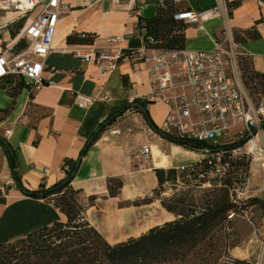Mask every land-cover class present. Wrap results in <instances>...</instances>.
<instances>
[{
	"label": "crops",
	"instance_id": "1",
	"mask_svg": "<svg viewBox=\"0 0 264 264\" xmlns=\"http://www.w3.org/2000/svg\"><path fill=\"white\" fill-rule=\"evenodd\" d=\"M5 1L0 0V52L6 45L17 52L22 44L17 41L16 34L25 19L20 12L5 8ZM159 1L164 2L171 15L182 10L216 9L217 16L204 22L200 30L178 21L183 31L177 30V24L171 27L170 33H183L184 49L190 51L211 50L214 42L225 34L236 45V64L238 57L248 59L253 71L262 73L264 0H182L176 6L172 0H63L69 9L59 17L52 51L44 60L43 87L31 91L19 79L0 80V139L13 151L21 185L26 191H37L40 185L48 189L63 180V164L67 160L76 161L94 130L110 115L123 112L109 126L111 130H104L89 147L71 182V187L80 191V201L86 203L87 198H94L93 206L86 210L87 221L110 245L145 232L134 233L136 228L130 229L132 224H127L123 218L131 211H148V204L134 207L130 202L143 198L155 188L154 169H180L203 157L153 134L147 140L151 147L148 165L151 168L143 171L144 174L133 172V150L145 144L144 138L140 134L132 135L131 140L121 138L118 136L120 128L113 125L141 117L146 131L151 132L143 115L132 106V100L143 103L149 100L150 87L144 66L132 67L122 61L114 72L102 74L94 65L84 64L71 54L73 47L80 44L68 41V38L85 33L96 37L95 48L121 54L138 51L149 37L145 24L156 18ZM168 15L165 14L163 19ZM247 31L258 34L259 38L235 40V36L245 38ZM114 37H122L123 41L109 43L108 40ZM237 78L243 87L238 70ZM76 94L91 97L93 104L88 109H79L74 103ZM127 106L130 108L124 110ZM146 109L160 129L167 107L157 102L147 105ZM130 132L131 129H127L125 137L131 136ZM155 156L163 157L165 163L155 166ZM109 179L122 182L115 197L108 194ZM173 219L172 214L164 211L150 228ZM65 221V216L51 200L29 197L17 188L0 146V244ZM109 222L111 228H107Z\"/></svg>",
	"mask_w": 264,
	"mask_h": 264
},
{
	"label": "built area",
	"instance_id": "2",
	"mask_svg": "<svg viewBox=\"0 0 264 264\" xmlns=\"http://www.w3.org/2000/svg\"><path fill=\"white\" fill-rule=\"evenodd\" d=\"M181 1L172 0V4L176 6ZM3 4L20 12L25 21L16 34L22 48L15 52L12 46L6 45L0 52V80L13 77L23 81L31 91H39L44 85V60L52 51L59 17L69 6L63 0H6ZM158 5L165 8L163 1ZM216 16V9L182 10L172 14L173 20L194 25L199 30L204 22ZM77 37L86 43L74 46L71 54L84 64L94 65L102 74L114 72L122 61L132 67L144 66L150 87L149 101L167 107L160 127L163 133L218 146L224 145L218 142L221 138H226L227 144L244 140V145L231 154L255 155L264 168V128H260L264 121V90L260 103L252 106L237 78L236 45L225 34L207 51L158 50L148 48L145 43L142 49L127 54L95 48L94 35L81 33ZM122 41V37L108 40L113 44ZM149 45H154L153 40H149ZM262 64L264 75V57ZM93 102L94 99L82 94L74 98L75 105L82 110ZM214 156L209 174L220 175L223 167L218 153ZM133 160L135 167L143 171L151 161L150 145H141L133 153ZM67 171L68 167L62 166V172ZM249 185L245 177L233 189L235 196L231 204L235 208L263 192L258 187L249 195ZM232 217L230 213L228 218Z\"/></svg>",
	"mask_w": 264,
	"mask_h": 264
},
{
	"label": "trees",
	"instance_id": "3",
	"mask_svg": "<svg viewBox=\"0 0 264 264\" xmlns=\"http://www.w3.org/2000/svg\"><path fill=\"white\" fill-rule=\"evenodd\" d=\"M170 12L167 6L163 8L158 5L156 18L146 21L145 26L149 30L147 31L149 37L145 43L148 48L158 50L184 49L185 38L183 33L174 35L170 33L171 27L179 24L178 21L171 20L172 15ZM165 14H169V17L163 19ZM177 30L182 32V25L179 24ZM244 34L245 38L235 36V40L245 41L246 38L252 40L259 38L258 34H253L250 31ZM150 39L153 40L154 45H149ZM68 41L77 44L86 43V41H82L77 37H70ZM239 60L245 63L239 69L242 84L251 88L256 86V79H260V86L264 90V75L253 71L248 59L239 58ZM132 103V106L137 108L143 115L148 128L154 134L176 146H181L191 151L199 150L208 154L199 162L183 167L181 170L161 168L153 170L156 179V187L153 190L155 200H159L161 207L167 213L172 214L174 219L154 226L136 238H129L114 245L107 243L100 233L87 221L86 210L93 206L94 198H87L86 203L82 206L78 201L80 191L71 187V182L74 178H71V175L75 171L76 162L85 156L89 147L98 140L105 128L112 125L123 114L121 111L110 115L104 121H109L107 125L96 135H94V132L91 134V137H93L91 143L83 147L78 159L76 161L67 160L63 164V166L68 167L65 178L48 189H45L43 185H40L37 191L30 192L23 189L15 155L10 146L8 144L4 145L0 139V146L4 150L13 182L17 188L29 197L51 200L53 205L66 218L64 223L55 222L51 226H45L33 231L24 238L0 244V264L186 263L208 240L219 232L220 227L228 220L227 217L230 213L233 216L236 214L237 208L231 204V198L235 196L232 185L234 182L241 183L247 176V163H243L242 157L232 159L231 151L243 146L245 141L240 140L230 145L218 146L167 135L150 119L146 109V106L151 104L149 100L144 103L133 100ZM129 108L127 106L124 110ZM101 125L102 123L98 127ZM217 153L219 163L223 167L224 177L222 176L220 180L217 178L212 179L213 184L210 190L204 193L200 202L195 203L191 196V191H182L183 189L179 188L177 178L181 177L182 180H185L186 176H190L193 183L195 182L197 185L204 184L205 179L211 172V164L216 159L214 155ZM237 165L243 166V169L239 166V168H236ZM232 168L236 169L230 172ZM230 174L237 175L232 180ZM187 184L189 183L187 182ZM121 188L122 182L120 180H108L107 189L110 197H115ZM166 191L171 192L170 197H161ZM149 203L151 201H147L146 204ZM221 264L249 263L237 259H229Z\"/></svg>",
	"mask_w": 264,
	"mask_h": 264
},
{
	"label": "rangeland",
	"instance_id": "4",
	"mask_svg": "<svg viewBox=\"0 0 264 264\" xmlns=\"http://www.w3.org/2000/svg\"><path fill=\"white\" fill-rule=\"evenodd\" d=\"M237 64V70L240 76L239 69H241L245 63L244 61H240L238 57ZM256 83V86L251 88L245 87V85L242 84V89L245 91L250 104L254 107L260 103L263 91V87L260 86V79H256ZM141 119V117H136L135 119L133 118L125 122L123 121V123L120 124L115 123L113 126H115L117 129L120 128V134H118L119 137H124L126 140H131L132 135L140 134L144 138L143 143L147 144V140L150 139L154 132L151 131V133L146 131L145 123H143V120ZM111 128L112 127L109 128V126H107L105 130H111ZM127 129H131V136L125 137ZM218 142H221L224 145L225 143L227 144L226 138L218 139ZM128 146H131V143H129ZM136 148L133 150V153L137 150ZM195 152L200 154L203 158L208 156L207 152L199 150H196ZM236 157H242V161H244L243 163H247L246 177H248L250 182L249 195H253L251 191H255L258 187H261L263 192L254 196L253 198H250L245 205H241L239 208H237L236 214L232 218L229 219L227 217L228 220L220 227L219 232L216 233L210 240H208V242L203 247H201L194 256L190 257L186 263L174 264H221L225 261H228L229 259H237L245 261L249 264H264V168L262 167V162L256 159L255 155H232V159ZM238 166L240 168L243 167L241 165H237L236 168H239ZM149 167L151 168V166ZM149 167H145L143 171L148 170ZM236 168L230 169V172L235 171ZM132 171L143 173V171H140L134 165ZM230 175V178L233 180L237 174ZM222 176L223 170L222 174L220 175L209 174L205 179V183L201 185H197L195 182L193 183V180L190 176H186L185 180H182L181 177H178L177 184L179 185L180 189H183L182 191H191L193 200L195 203H198L200 202L204 193L210 190L211 185L213 184L212 179L217 178L220 180L222 179ZM225 177L227 176L225 175ZM187 182L189 184H187ZM190 183L194 185L192 186ZM232 186L236 189L240 186V183L238 184L234 182ZM154 189L149 191L143 198L130 202V204H132L134 207H142L147 205V201H151V203L148 204L149 207H147L148 211H137L138 213L149 214L147 223L150 222V224H148L150 226H141L144 228L139 233L149 230L152 225L158 222V220L162 217V214H164L165 210L161 207L160 201L155 200V193L153 191ZM170 195L171 192L166 191L161 195V197L168 198ZM78 201L82 206H84L85 203L80 201L79 198ZM211 251H213V253H211Z\"/></svg>",
	"mask_w": 264,
	"mask_h": 264
},
{
	"label": "bare ground",
	"instance_id": "5",
	"mask_svg": "<svg viewBox=\"0 0 264 264\" xmlns=\"http://www.w3.org/2000/svg\"><path fill=\"white\" fill-rule=\"evenodd\" d=\"M13 1H16V0H13ZM159 158V159H158ZM165 163V159L161 156H155L154 157V165L155 166H161ZM149 172V171H148ZM147 181V180H146ZM153 211V210H152ZM155 213V212H154ZM118 214V213H117ZM162 214V213H161ZM119 216V215H118ZM149 214L147 213H138L137 211H131L130 214H127L124 218L123 217H120L121 219H125L126 220V223H130L132 224L130 229H134V233H139L140 231H142V229L144 227H146L148 224H150V222L147 223V220L149 219ZM155 217V216H154ZM118 219V218H116ZM118 221V220H117ZM112 224L111 222H109L107 224V228H111ZM141 226H144V227H141ZM150 226V225H148ZM145 230V229H144ZM144 232V231H143ZM128 235V234H127ZM127 237V236H126Z\"/></svg>",
	"mask_w": 264,
	"mask_h": 264
},
{
	"label": "water",
	"instance_id": "6",
	"mask_svg": "<svg viewBox=\"0 0 264 264\" xmlns=\"http://www.w3.org/2000/svg\"><path fill=\"white\" fill-rule=\"evenodd\" d=\"M108 122H109V121H106V122L102 123V125H101L100 127H98V128L94 131V135H96V134H97V133H98L103 127H105V126L107 125ZM260 128H264V121L261 123ZM92 139H93V137H91V138L87 141V144H90L91 141H92ZM1 140H2V139H1ZM2 142H3L4 145H7L6 141L2 140ZM79 163H80V160L76 162L75 171L72 173L71 178L74 177V175H75V173H76V170H77V168H78V166H79Z\"/></svg>",
	"mask_w": 264,
	"mask_h": 264
}]
</instances>
